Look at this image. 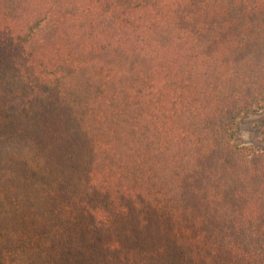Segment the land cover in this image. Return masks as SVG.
Returning a JSON list of instances; mask_svg holds the SVG:
<instances>
[{
  "label": "trees",
  "instance_id": "obj_1",
  "mask_svg": "<svg viewBox=\"0 0 264 264\" xmlns=\"http://www.w3.org/2000/svg\"><path fill=\"white\" fill-rule=\"evenodd\" d=\"M264 0H0V264H264Z\"/></svg>",
  "mask_w": 264,
  "mask_h": 264
},
{
  "label": "rangeland",
  "instance_id": "obj_2",
  "mask_svg": "<svg viewBox=\"0 0 264 264\" xmlns=\"http://www.w3.org/2000/svg\"><path fill=\"white\" fill-rule=\"evenodd\" d=\"M239 142L264 153V108L239 119Z\"/></svg>",
  "mask_w": 264,
  "mask_h": 264
}]
</instances>
